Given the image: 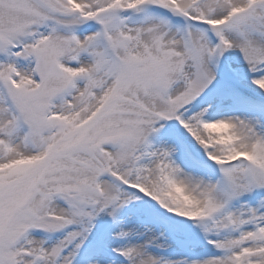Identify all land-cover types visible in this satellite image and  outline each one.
Segmentation results:
<instances>
[{"label":"snow or ice","instance_id":"1","mask_svg":"<svg viewBox=\"0 0 264 264\" xmlns=\"http://www.w3.org/2000/svg\"><path fill=\"white\" fill-rule=\"evenodd\" d=\"M0 264H264V0H0Z\"/></svg>","mask_w":264,"mask_h":264}]
</instances>
